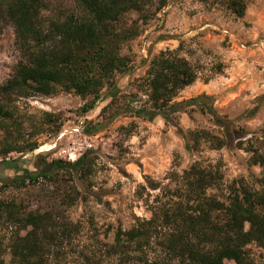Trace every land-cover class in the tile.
I'll return each instance as SVG.
<instances>
[{"label": "rangeland", "instance_id": "obj_1", "mask_svg": "<svg viewBox=\"0 0 264 264\" xmlns=\"http://www.w3.org/2000/svg\"><path fill=\"white\" fill-rule=\"evenodd\" d=\"M245 1L244 15L237 17L221 0H170L123 45L121 54L128 58L126 71L116 74L115 84L104 87L86 113L80 111L85 99L74 92L12 97L8 104L12 120L20 123L12 133L22 141L35 140L37 147L11 152L5 160L10 161L13 174L49 170L56 182H44L47 191L39 190L40 181H26L20 187L5 182L0 197L22 201L27 210L50 211L69 222L68 239L50 254L47 264H128L129 257L111 247L115 231L131 227L138 218H148L155 196L164 203L176 199L179 176L195 161L221 174L218 186L208 190L219 198L240 181L257 187L261 168L249 163L250 152L234 146V137L231 144L218 149L201 139L193 145L190 131L221 135V127L208 112L187 107L185 112H173L165 118L149 107L144 87H139L152 57L177 49L195 67L197 79L174 99L204 93L211 98L215 114L239 132L240 140L263 136L264 0ZM40 2L45 18L72 5V0ZM137 17L130 13L127 22ZM25 59L14 26L0 14V84L10 79L16 64ZM203 83L213 86H201ZM141 108L143 112H135ZM115 110L121 113L111 118ZM80 120L83 130L70 131ZM99 122L103 124L99 130L85 133V127ZM64 130L67 132L58 137ZM4 135L0 129V142ZM68 147L75 158L90 151L92 166L87 176L63 169L54 175L52 160L73 161L68 159V151H60ZM150 182L159 188L149 189ZM2 183L0 180V186ZM69 190L76 198L68 206L63 194ZM13 231L14 227L0 222L3 246ZM246 254V264H264V248L256 243L246 245ZM2 256L8 264L7 251ZM225 264L235 263L225 260Z\"/></svg>", "mask_w": 264, "mask_h": 264}, {"label": "trees", "instance_id": "obj_2", "mask_svg": "<svg viewBox=\"0 0 264 264\" xmlns=\"http://www.w3.org/2000/svg\"><path fill=\"white\" fill-rule=\"evenodd\" d=\"M40 1L0 0V14L14 26L15 37L26 56L16 64L12 77L0 84V129L5 133L0 142L1 160L11 152L37 147L35 140L22 141L12 133L20 125L12 120L8 106L13 96L74 92L85 99L81 113L88 112L102 89L114 85L116 74L126 71L128 58L121 54L123 45L140 33V24L170 0H72L70 8L46 18L40 13ZM221 1L237 17L244 15L245 0ZM130 13L138 17L127 22ZM217 68L219 72L220 67ZM141 79L139 87H144L149 107L161 116L166 118L190 107L208 112L221 127L220 136L206 130L190 131L193 145L201 139L218 149L231 144L234 137V146L250 152L249 163L259 166L261 172L256 188L240 181L219 198L208 190L218 186L221 174L198 161L191 163L179 176L176 199L164 203L155 196L148 218H138L131 227L115 231L112 249L128 256V264H225V260L246 264V245L253 242L264 248V135L240 140L239 132L215 114L211 98L204 93L176 101L178 93L197 79V70L177 49L153 56ZM143 110L135 112L140 114ZM120 113L115 110L111 118ZM102 125L95 123L84 131L92 134ZM51 164L55 176L58 169L87 176L92 157L90 151H85L72 162L55 159ZM51 176L49 170L31 171L11 182L20 187L26 181H40L39 190L47 191L44 182H56ZM2 184L0 189L7 185ZM148 187L159 188L152 182ZM58 190L55 188L56 193ZM73 192L63 194L68 206L76 198ZM0 222L14 227L6 247L0 237V264H7L2 256L5 251L8 264H47L50 254L70 235L67 220L50 211L27 210L22 201L14 198L0 197ZM20 230L24 232L19 233Z\"/></svg>", "mask_w": 264, "mask_h": 264}, {"label": "built area", "instance_id": "obj_3", "mask_svg": "<svg viewBox=\"0 0 264 264\" xmlns=\"http://www.w3.org/2000/svg\"><path fill=\"white\" fill-rule=\"evenodd\" d=\"M83 130V125H82V121L80 120L79 123L75 124L74 127L70 130L73 132H80ZM67 132L66 130L62 131L59 133L58 137H61L64 135V133ZM70 148H62L60 151L61 152H67ZM68 159L74 160L75 159V152H69L68 151Z\"/></svg>", "mask_w": 264, "mask_h": 264}, {"label": "water", "instance_id": "obj_4", "mask_svg": "<svg viewBox=\"0 0 264 264\" xmlns=\"http://www.w3.org/2000/svg\"><path fill=\"white\" fill-rule=\"evenodd\" d=\"M3 163L5 164L6 168H3ZM0 173H10L13 174L12 165L8 160L0 161ZM2 182H10V179H0Z\"/></svg>", "mask_w": 264, "mask_h": 264}, {"label": "flooded vegetation", "instance_id": "obj_5", "mask_svg": "<svg viewBox=\"0 0 264 264\" xmlns=\"http://www.w3.org/2000/svg\"><path fill=\"white\" fill-rule=\"evenodd\" d=\"M3 168H6V166H5V164L3 163V166H2ZM29 172H31V171H29ZM29 172H27L26 174H28ZM21 176H23V175H21V174H10V173H0V179H14V178H16V177H21Z\"/></svg>", "mask_w": 264, "mask_h": 264}, {"label": "crops", "instance_id": "obj_6", "mask_svg": "<svg viewBox=\"0 0 264 264\" xmlns=\"http://www.w3.org/2000/svg\"><path fill=\"white\" fill-rule=\"evenodd\" d=\"M201 86H213L211 83H203V84H201Z\"/></svg>", "mask_w": 264, "mask_h": 264}]
</instances>
